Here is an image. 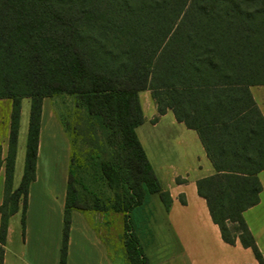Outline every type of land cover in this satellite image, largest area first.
Here are the masks:
<instances>
[{"label":"trees","instance_id":"1","mask_svg":"<svg viewBox=\"0 0 264 264\" xmlns=\"http://www.w3.org/2000/svg\"><path fill=\"white\" fill-rule=\"evenodd\" d=\"M264 86V0H0V99L12 101L0 264L9 219L26 224L36 179L43 99L76 95L104 132L112 155L101 171L115 196L91 206L74 184L70 160L60 264H66L72 210L124 216L130 264H148L131 217L146 190L171 204L136 134L139 94L159 115L196 130L215 173L196 182L222 239L264 258L243 213L260 201L264 116L251 88ZM31 99L24 172L13 189L21 101ZM1 164V161H0ZM180 181V180H178Z\"/></svg>","mask_w":264,"mask_h":264},{"label":"crops","instance_id":"2","mask_svg":"<svg viewBox=\"0 0 264 264\" xmlns=\"http://www.w3.org/2000/svg\"><path fill=\"white\" fill-rule=\"evenodd\" d=\"M257 87L264 86L252 87L251 93L264 116V106L256 96ZM143 93L145 100L141 99L140 104L145 120L136 128V134L162 189L171 198L170 206L166 207L158 194L146 190L143 203L131 212L148 264H259L253 251L239 240L230 245L222 239L206 200L198 194L196 182L216 171L198 132L178 122L172 111L159 115L150 93ZM24 99H29L31 108V99L23 98L15 188L24 172L29 129L28 105L22 106ZM53 99L46 97L42 103L36 179L29 188L25 228L19 210L9 219L3 264H60L72 144ZM3 100L9 99H0ZM10 102L0 141V206L4 200L5 159L9 149ZM258 178L262 184L260 201L243 216L264 258V170ZM104 213L72 210L66 264H130L124 241L118 244L104 238ZM158 218L164 221L163 243L157 241Z\"/></svg>","mask_w":264,"mask_h":264},{"label":"rangeland","instance_id":"3","mask_svg":"<svg viewBox=\"0 0 264 264\" xmlns=\"http://www.w3.org/2000/svg\"><path fill=\"white\" fill-rule=\"evenodd\" d=\"M255 91L257 98L264 106V87H257ZM143 92L145 91L140 92L139 99L144 101L145 96ZM148 93L151 95L150 91H148ZM53 98L52 104L54 103L62 127L69 135L72 144V154H74V163L72 166L74 184L79 191L81 199L87 201L92 206L95 197H97L100 199L101 203L110 207L115 192L109 187L102 174L101 163L111 157L112 149L106 143L104 132L99 128L95 119L88 114L86 107L79 101L78 96L62 93ZM24 104L28 105L29 119V99H24L22 106H24ZM10 107V100L0 101V141L2 140V134L6 129V118L8 117ZM18 186H16V188ZM16 188L13 184V189ZM21 209L22 203L20 202V210ZM154 210H156V208H154ZM104 221V238L112 243L115 242L119 244L120 242H123V214H116L111 210L107 211L104 213ZM163 222V219L158 218L156 224L157 228L155 227V229H157V241L161 243L164 242L165 238L162 229L164 226Z\"/></svg>","mask_w":264,"mask_h":264}]
</instances>
